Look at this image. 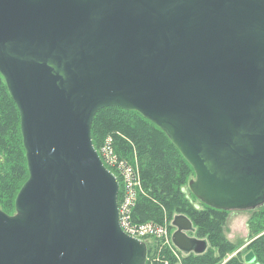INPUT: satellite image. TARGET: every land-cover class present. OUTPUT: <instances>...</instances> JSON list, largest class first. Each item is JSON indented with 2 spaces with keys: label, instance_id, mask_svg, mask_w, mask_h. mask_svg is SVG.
Listing matches in <instances>:
<instances>
[{
  "label": "water",
  "instance_id": "obj_1",
  "mask_svg": "<svg viewBox=\"0 0 264 264\" xmlns=\"http://www.w3.org/2000/svg\"><path fill=\"white\" fill-rule=\"evenodd\" d=\"M0 75L28 171L0 209V264H145L91 137L107 107L167 135L203 204L264 205V0H0ZM172 224L177 249L205 251Z\"/></svg>",
  "mask_w": 264,
  "mask_h": 264
},
{
  "label": "trees",
  "instance_id": "obj_2",
  "mask_svg": "<svg viewBox=\"0 0 264 264\" xmlns=\"http://www.w3.org/2000/svg\"><path fill=\"white\" fill-rule=\"evenodd\" d=\"M108 134L113 135L108 138L112 150L116 151V154H113L115 159L119 158L117 154H120L122 159L119 161L128 164L129 158L131 156L134 158V153H137L143 189L141 187V193H138L134 205V220L144 223L143 221L150 219L147 217L161 219L163 209H178L181 211L178 215H184L191 221L194 229L193 237L206 242L204 252L188 254L195 258L193 264H213L211 260L221 259L223 255L220 252L229 251V247L233 246L221 232L224 220L213 215H222L224 210L210 207L202 202L195 207L189 196L183 193L181 184L187 173L193 174V170L167 135L138 112L116 107H107L98 111L93 119L91 137L98 152L101 141L103 142ZM27 178L19 112L0 75V202L3 203V207H7V213L12 208V204L7 206L6 203L15 200L17 192ZM119 198L120 195L118 200ZM259 220L264 221V209ZM251 240L247 250L253 253L254 264H264V233L259 237H252ZM211 247L218 248L219 256L214 258ZM149 249L150 247L147 248V254ZM245 255L246 253L244 257ZM229 264L246 263L234 258Z\"/></svg>",
  "mask_w": 264,
  "mask_h": 264
},
{
  "label": "rangeland",
  "instance_id": "obj_3",
  "mask_svg": "<svg viewBox=\"0 0 264 264\" xmlns=\"http://www.w3.org/2000/svg\"><path fill=\"white\" fill-rule=\"evenodd\" d=\"M112 135V134H111ZM108 134L103 142L101 141L100 153L105 156V150L107 153L106 161L107 163L104 165L105 167L114 173L117 176V180L119 181L120 187L118 196L120 198L117 202L121 203L125 197L126 185L124 181V177L127 173H129L131 177L130 187L135 190V199L138 197V193L141 191L142 181H141V173L138 167V157L137 153H134V158L131 156L127 163H123L119 161L122 159L120 154H117L119 158H116L117 161L114 160L115 156L113 155L115 152L112 150V145L110 144V139L108 137L111 136ZM113 137V135H112ZM111 137V138H112ZM108 138V139H107ZM114 141V140H113ZM115 146V145H114ZM104 150V152H102ZM100 154V155H101ZM116 154V153H115ZM102 157V156H101ZM134 160V161H133ZM135 162V163H134ZM189 164V163H188ZM132 166V167H131ZM192 168V167H191ZM193 170V169H192ZM135 174V175H134ZM136 177V182L134 178ZM191 178H194V171L192 173H187L184 182L181 184V188L183 193L189 196V200L191 203L198 207L200 205V201L195 198V196L189 192L188 182ZM143 189V187H142ZM141 193V192H140ZM134 201H132L131 210V221L136 222L133 218L134 212ZM12 208L8 210L10 215L14 214V201L7 202L6 205H11ZM263 206H260L256 209H245V210H224V214H213L215 218L220 217L224 220V226L221 229L222 234L227 239V241L231 242L229 251H221L220 254L223 255L221 259H213L211 263L213 264H229L230 260L237 259L238 261L244 262V254H248L247 246L250 243L252 237H259L264 233V221L259 220V216L262 214ZM3 208L7 213V207H3V203L0 202V209ZM262 208V209H260ZM2 210V209H1ZM262 210V211H260ZM4 211V212H5ZM260 211V212H258ZM181 211L178 209L168 210L163 209L161 219L154 217L150 218L147 221H143L144 223L154 224L157 228L162 229L165 233L161 234V236H151L150 237V249L149 254H147V259L145 264H193L195 260L194 257L188 255L189 253H184L181 250H177L171 242V236L175 231V226H173L172 221L174 216L178 215ZM7 213V214H8ZM194 233V232H193ZM192 232H189V236H193ZM199 236H197L198 238ZM211 251L214 254V258L219 256V250L217 247H211ZM148 252V251H147ZM193 255V253L191 252Z\"/></svg>",
  "mask_w": 264,
  "mask_h": 264
},
{
  "label": "built area",
  "instance_id": "obj_4",
  "mask_svg": "<svg viewBox=\"0 0 264 264\" xmlns=\"http://www.w3.org/2000/svg\"><path fill=\"white\" fill-rule=\"evenodd\" d=\"M102 152H104V150H102ZM98 154L101 160L106 164L107 163L106 158H105L107 156L106 150H105V156L102 155L100 151L98 152ZM114 160L117 161L115 158ZM116 179H117V176H116ZM134 180L136 182V177L134 178ZM124 181L126 185L125 197L121 203H118L119 225L125 234L133 238L141 240L142 242L146 244L148 248L150 247L149 241H150L151 236L157 235L160 237L161 234H164L165 232L162 229L157 228L154 224H151V223H138V222L133 223L131 221L130 208L132 206V201H134L135 199V190L134 189L132 190L130 187L131 177L129 173L125 175ZM119 187H120V184H119ZM135 202H136V199H135Z\"/></svg>",
  "mask_w": 264,
  "mask_h": 264
},
{
  "label": "flooded vegetation",
  "instance_id": "obj_5",
  "mask_svg": "<svg viewBox=\"0 0 264 264\" xmlns=\"http://www.w3.org/2000/svg\"><path fill=\"white\" fill-rule=\"evenodd\" d=\"M252 241V240H251ZM246 256V255H245ZM255 258V257H254ZM147 259V258H146ZM244 259H245V257H244ZM244 262H245V260H244ZM254 262H255V259H254V261L253 262H251V263H246V264H254Z\"/></svg>",
  "mask_w": 264,
  "mask_h": 264
},
{
  "label": "bare ground",
  "instance_id": "obj_6",
  "mask_svg": "<svg viewBox=\"0 0 264 264\" xmlns=\"http://www.w3.org/2000/svg\"><path fill=\"white\" fill-rule=\"evenodd\" d=\"M2 77V76H1ZM4 80V79H3ZM6 85V84H5Z\"/></svg>",
  "mask_w": 264,
  "mask_h": 264
}]
</instances>
